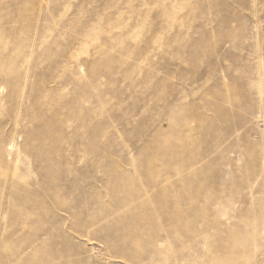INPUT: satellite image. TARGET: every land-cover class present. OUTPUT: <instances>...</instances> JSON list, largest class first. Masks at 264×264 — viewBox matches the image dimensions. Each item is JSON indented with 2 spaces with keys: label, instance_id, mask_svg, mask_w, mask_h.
<instances>
[{
  "label": "rangeland",
  "instance_id": "374dc122",
  "mask_svg": "<svg viewBox=\"0 0 264 264\" xmlns=\"http://www.w3.org/2000/svg\"><path fill=\"white\" fill-rule=\"evenodd\" d=\"M0 264H264V0H0Z\"/></svg>",
  "mask_w": 264,
  "mask_h": 264
}]
</instances>
